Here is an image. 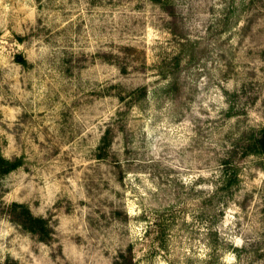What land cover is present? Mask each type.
<instances>
[{"label": "rangeland", "instance_id": "1", "mask_svg": "<svg viewBox=\"0 0 264 264\" xmlns=\"http://www.w3.org/2000/svg\"><path fill=\"white\" fill-rule=\"evenodd\" d=\"M261 130L264 0H0V155L24 162L0 181V264H264V154L240 151Z\"/></svg>", "mask_w": 264, "mask_h": 264}, {"label": "trees", "instance_id": "2", "mask_svg": "<svg viewBox=\"0 0 264 264\" xmlns=\"http://www.w3.org/2000/svg\"><path fill=\"white\" fill-rule=\"evenodd\" d=\"M161 1V0H158ZM170 11V15L175 16L174 11L172 8H168ZM184 52H181L180 55L176 56L173 61L169 64L167 71L164 73V77L170 78V85L175 87L178 82L180 73L184 69H189L192 65L198 61V55H196L197 51L194 44L186 43L184 44ZM107 60L109 62H114V56L107 55ZM188 58V62L184 66L182 63L184 59ZM18 61L23 64L27 65V61L18 56ZM121 69L124 73L127 72V68L121 66ZM119 97L122 101L128 99L126 103V107L130 108L133 105L137 104L139 101L144 99L148 94L147 87H141L131 92H125L123 88H119ZM122 93H126L125 96ZM110 130H108L102 138V142L100 145V153L102 158L109 156V150L112 144V136ZM243 157L249 155H257V154H264V130H261L257 133H251L248 136H244L241 140V149H240ZM237 154V149H234L231 153V157L224 162L226 171L232 170V177L231 183L237 182V169L233 166L234 158ZM22 158H14L8 159L3 155H0V181L13 171H16L23 165ZM2 214L6 215L9 220L16 223L17 225L21 226L22 229L33 236L38 237V239L45 243H52L54 240V230L51 227L50 220L45 217L36 216L33 214L31 209L26 204L21 203H12L9 206H4L1 211ZM4 264H11L9 261L5 262ZM12 264H17L16 262ZM115 264H136L132 249L129 248L125 252H121Z\"/></svg>", "mask_w": 264, "mask_h": 264}]
</instances>
